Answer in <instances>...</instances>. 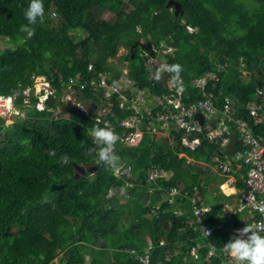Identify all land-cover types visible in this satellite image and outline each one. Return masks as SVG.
Masks as SVG:
<instances>
[{
  "label": "trees",
  "instance_id": "trees-1",
  "mask_svg": "<svg viewBox=\"0 0 264 264\" xmlns=\"http://www.w3.org/2000/svg\"><path fill=\"white\" fill-rule=\"evenodd\" d=\"M168 1L43 0L44 20L28 37L21 29L28 0H0V98L12 101L16 115L11 128L0 126V264H235L221 251L239 226L236 215L221 214V203L230 198L209 195L216 175L197 167L213 165L211 159L221 156L219 144L204 140L190 151L180 142L181 132L168 138L147 132L135 147H124L120 140L131 130L115 125L131 111L120 107L116 95L101 98L96 85L126 67L148 104L166 80V74L153 78L150 45H166L174 51L163 56L165 62L181 65L187 103L201 98L192 80L223 65L225 72L217 73L223 94H216L215 106L230 97L235 117L252 125L245 109L264 80L242 81L241 75L258 65L264 70V0H248V7L240 0H174L180 4L177 15ZM103 10L113 19H103ZM120 49L126 52L118 55ZM38 77L54 98L42 110L33 93ZM64 96L96 110L84 117L62 115L57 108ZM96 117L113 126L119 136L114 152L131 167L134 186L124 198L107 197L108 188H122L123 179L96 163L94 152L87 154L96 148L87 135ZM253 131L262 133L264 123ZM155 164L166 176L147 184L146 170ZM75 165L85 169L76 178ZM52 185L63 187L51 190ZM196 192L210 204L201 223L223 226L207 237L192 213Z\"/></svg>",
  "mask_w": 264,
  "mask_h": 264
},
{
  "label": "built area",
  "instance_id": "built-area-1",
  "mask_svg": "<svg viewBox=\"0 0 264 264\" xmlns=\"http://www.w3.org/2000/svg\"><path fill=\"white\" fill-rule=\"evenodd\" d=\"M150 46L155 56H147V63L152 64L154 68H158L161 64L166 63L165 60L162 58V61H155V64L153 60L161 54L169 53L171 49L168 48L159 52L156 47ZM221 69L224 71L223 65L216 67L213 72L192 80L191 86L199 91L201 98L190 103L184 100L185 98L188 99L185 91H177L176 85L171 79L172 74L166 71L160 75L162 78L166 74V80H160L158 83L160 94L153 96L148 104H146L143 92L137 91L135 83L128 77L127 68H122L120 75L117 77L110 73L106 78H101L96 86L104 92L107 99L113 95L118 96L121 99L120 107L124 106L126 110L131 111L129 116L121 119L115 125L131 130L125 140H120L122 143L120 144L124 147H135L141 136L147 132L165 138H168L172 132H181L180 142L190 151L198 149L204 140L218 143L219 150L222 151L228 145L231 135L233 133L236 135L239 149H236L234 154L230 155V159L224 156V161H220L218 158L212 160L216 171L226 177L234 173L233 163H236V165L240 163L245 169L244 174L241 175L244 188L238 199L237 211H247L251 219L245 224L232 229V233H234L236 229L242 228L244 225H256L264 221V213L257 212L255 207L257 202L264 201V135L253 133V126L256 127L264 123V88L256 90L255 100L246 107L252 121L251 125L247 121L235 117L236 110L227 97L223 99L224 103L221 107L215 106V101L218 99L216 94L221 95V92L217 90L220 81L217 73ZM180 78L184 86V79L181 76ZM39 83L44 89V94L40 97V103L37 105V109L41 110L43 109V103L52 92L45 80ZM126 93L129 95L128 98L125 97ZM152 109L156 113L155 117L150 115L153 112ZM107 111L108 109H104L99 112V115L107 113ZM196 115L202 117L203 124L195 118ZM95 121L113 129V126L102 117H96ZM125 163L118 171H113L115 177L123 179L124 185L120 189L114 186L109 187L107 197L121 195L124 198L127 193L126 188L134 186L131 167ZM164 176H166V173L158 164L151 165L146 170V183H155L157 179ZM149 192L151 193L152 189ZM173 193L171 191L170 196ZM196 196L197 193L191 199L192 213L196 217L197 227L201 229V236L207 237L213 231L220 230L221 227L218 225L204 226L201 223L200 215L207 213L208 208L198 205L199 198ZM190 253L194 254V250L192 249Z\"/></svg>",
  "mask_w": 264,
  "mask_h": 264
},
{
  "label": "clouds",
  "instance_id": "clouds-1",
  "mask_svg": "<svg viewBox=\"0 0 264 264\" xmlns=\"http://www.w3.org/2000/svg\"><path fill=\"white\" fill-rule=\"evenodd\" d=\"M44 13L45 10L43 0H28L27 7L23 10V17L27 23L21 25V29L26 33L28 37H31L33 34L34 28L32 26L43 22ZM168 48H170L171 50L173 49L172 47H168L166 45H161V47L157 49L159 50V52H161L165 51ZM122 50L124 51V49ZM164 55L165 54H161L163 59ZM164 71L172 74L171 79L175 83L177 91L183 92L184 86L180 78V73L182 71L181 65L177 63H163L158 68L152 70L153 78L158 80L161 73ZM114 76L117 77L116 75ZM35 82L36 81H34V83ZM33 93L39 97L38 99H40V97L44 94V89L41 88L40 92L36 93L33 84ZM101 94L103 96L101 98H104L105 95L103 91H101ZM13 95H15V93H13ZM50 96L52 95H49L48 98ZM125 97H129L128 93L125 94ZM68 99L72 100L71 98L67 97L65 99H61V101L63 102V104H67L68 102H66V100ZM39 103L40 101H38V104ZM44 104L45 102L43 103V105ZM74 105H76L80 110L84 112L88 110V108H84L78 103L74 102ZM59 107L60 106H58L57 108L58 111ZM7 123L10 124L12 122L8 121ZM87 135L91 138L92 144L96 146L95 150L89 148L87 150V154H93L94 152L93 158L96 163L104 166L106 169L118 171L122 166V162L120 160V157L113 151L114 146L119 140L118 134L111 127H103L96 123L87 130ZM54 154L55 153H53V155ZM62 160L67 163L68 157L64 156L62 157ZM230 191L234 192L235 188H231ZM255 207L257 212L264 213V201L257 202ZM214 251L215 249H212V252ZM221 251L228 255L235 262V264H264V221H261L256 225L247 224L242 228L236 229L235 232L229 237V239L225 243H223Z\"/></svg>",
  "mask_w": 264,
  "mask_h": 264
},
{
  "label": "crops",
  "instance_id": "crops-1",
  "mask_svg": "<svg viewBox=\"0 0 264 264\" xmlns=\"http://www.w3.org/2000/svg\"><path fill=\"white\" fill-rule=\"evenodd\" d=\"M220 84H219V86H220ZM221 94H223L222 91H221ZM226 97L230 100V102H232L230 97H228V96H226ZM201 124H203V121H202ZM258 126H261V125H258ZM258 126H257V128H258ZM253 133L254 134H263L264 135V131L262 133H255V131H253ZM238 144L239 143L237 142V138H236L235 150L239 149V145ZM224 150H225V148H224ZM224 150H222V151L219 150V154L221 153V156H219V157L224 158V156H227V159H230V155L225 154ZM180 155H182V156H180ZM219 157H214V158H219ZM178 158H185V155L183 153H179L178 154ZM212 160H213V158L211 159V162L213 163ZM198 164L202 166L201 169H203L204 171L207 169V171H210V172L215 171V173H216L215 174L216 175L215 176V181L212 183L214 185L212 186V184H210L208 186V188H207L208 194L213 196V197H215L219 193V194H223L225 197H229L230 198L228 203H221V208H222L221 214L225 215L227 218H230L231 215H236L234 219L237 221L239 226H241V225L245 224L246 222H248L249 219H251V216L247 213V211H237L238 199H239V196H240V194H241V192L243 191V188H244L243 187V182L241 180V175H243L244 173L242 174L241 171H239V170L240 169L245 170L244 167L240 163H238L235 166L236 168L234 169V174L229 176V177H226V176H223L222 174L220 175V174H218L216 172L214 163H213V165H208V164H205V163H199L198 162ZM238 184L242 185L241 188L239 187ZM224 185L227 186L229 189L235 188V191L230 193V194H226L222 190V186H224ZM196 193H197L196 197L199 198V201L197 202V204L198 205H202L205 208H208V212L207 213H209L210 212V204L204 203L203 200H202V197L199 195V193L198 192H196ZM206 225H208V224H204V226H206ZM217 225L220 226L221 229H222V227H223L222 225H219V224H217ZM230 232L232 233V230Z\"/></svg>",
  "mask_w": 264,
  "mask_h": 264
},
{
  "label": "rangeland",
  "instance_id": "rangeland-1",
  "mask_svg": "<svg viewBox=\"0 0 264 264\" xmlns=\"http://www.w3.org/2000/svg\"><path fill=\"white\" fill-rule=\"evenodd\" d=\"M240 1L242 3H244L247 7L251 5L248 0L247 1L246 0H240ZM101 15H102V18L105 19V20H112L113 19V16L111 14H109V13H106L104 10L101 13ZM52 17H53V15H52ZM140 44L145 45V43H143L141 41H140ZM0 47H3V45L1 43H0ZM169 51H170V49H169ZM173 51H174V49H172L169 52V54H171ZM125 52H126L125 50L123 51L122 49H120L118 51V55L119 54L123 55ZM155 61H158V62L159 61H162V57L161 56H158L157 59L153 60L154 64H155ZM244 65L242 63V67H244ZM259 69H260V66L258 65V69H254L253 70L254 71L253 73L243 71L242 72V75H241V80L242 81H249L251 79H258V78H261V80H264V70H259ZM242 70H243V68H242ZM42 80H44V78H42V77H38V78L35 79L36 82L34 83V90H35L36 93H39L40 92V89L43 88L41 86V84L39 83ZM65 98H67V97L64 96L63 99H65ZM0 101H1L0 102V104H1L0 126H4V127H7V128H11L12 123L8 124L7 122L8 121L13 122L11 120V117L12 116H16V115L11 114L12 113V110H13V107H12V104H11L12 101L10 99H6V100L0 99ZM66 102L74 104V101L73 100H70V99L66 100ZM87 106H89V104L87 102H85L83 104V107L84 108H87ZM3 135H4V130L0 129V141L3 138ZM218 159L220 161H224V158L219 157ZM197 167L198 168H202V166L199 165V164H197ZM205 173H207V172H205ZM212 173L216 174L214 171H212ZM213 185L214 184H212V186ZM211 202L214 203V200H212ZM209 255H212V253L210 252ZM110 257L111 256L109 254H106L107 262H110V260H111Z\"/></svg>",
  "mask_w": 264,
  "mask_h": 264
},
{
  "label": "water",
  "instance_id": "water-1",
  "mask_svg": "<svg viewBox=\"0 0 264 264\" xmlns=\"http://www.w3.org/2000/svg\"><path fill=\"white\" fill-rule=\"evenodd\" d=\"M166 7H173L174 8V15H177L180 11V4L177 1L174 0H169L168 3L166 4ZM45 104L47 106H52L54 104V98L52 96H50L46 101ZM96 110V107L94 105L90 106V109H88L86 112L80 110L76 105L71 104V103H67V104H63L60 105L59 107V113L62 115H77V116H86L87 114H93ZM195 118L202 123V117L200 115H196ZM235 145H236V136L233 134L230 137V142L229 144L225 147V154L227 155H232L235 152ZM94 168H90V172L93 171ZM75 170L76 173L74 175V177H78V175H82L85 171V169L81 166L75 165ZM63 185H52L51 186V190H55V189H60L62 188Z\"/></svg>",
  "mask_w": 264,
  "mask_h": 264
},
{
  "label": "bare ground",
  "instance_id": "bare-ground-1",
  "mask_svg": "<svg viewBox=\"0 0 264 264\" xmlns=\"http://www.w3.org/2000/svg\"><path fill=\"white\" fill-rule=\"evenodd\" d=\"M8 98V97H7ZM222 190L226 193V194H230L232 193L233 191H230V189L227 187V186H222Z\"/></svg>",
  "mask_w": 264,
  "mask_h": 264
}]
</instances>
